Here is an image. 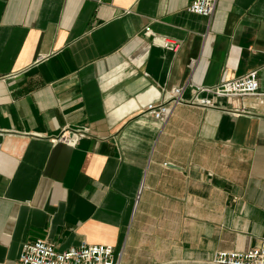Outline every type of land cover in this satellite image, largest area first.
Returning <instances> with one entry per match:
<instances>
[{"label": "crops", "instance_id": "1", "mask_svg": "<svg viewBox=\"0 0 264 264\" xmlns=\"http://www.w3.org/2000/svg\"><path fill=\"white\" fill-rule=\"evenodd\" d=\"M194 1L0 0V264L37 240L119 264H213L264 240V0L212 18ZM253 71L258 96L144 114ZM66 129L88 136L53 143Z\"/></svg>", "mask_w": 264, "mask_h": 264}, {"label": "built area", "instance_id": "2", "mask_svg": "<svg viewBox=\"0 0 264 264\" xmlns=\"http://www.w3.org/2000/svg\"><path fill=\"white\" fill-rule=\"evenodd\" d=\"M218 0H195L189 8L193 14L212 18L216 11ZM148 28L146 34L150 35ZM161 46L173 53L178 52L181 43L167 38L160 39ZM195 62L191 64L194 69ZM190 91L191 98L185 94ZM259 72L253 71L247 75L223 82L216 86H197L188 83L186 86L174 88L167 92V97L149 104L145 115L166 123L176 107L189 105L204 109L215 108L216 98H242L258 96ZM88 136V130L66 129L62 134L52 139L53 143L74 146L82 138ZM213 264H264V240L259 246L245 251H222L213 256ZM16 264H119L115 260L114 249L111 246L92 245L86 242L65 252H59L55 246L46 240H37L32 244H25Z\"/></svg>", "mask_w": 264, "mask_h": 264}]
</instances>
